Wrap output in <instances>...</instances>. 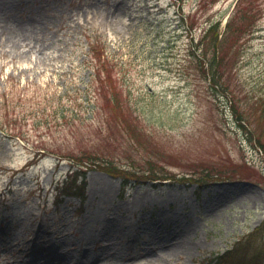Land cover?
<instances>
[{
    "label": "rangeland",
    "instance_id": "374dc122",
    "mask_svg": "<svg viewBox=\"0 0 264 264\" xmlns=\"http://www.w3.org/2000/svg\"><path fill=\"white\" fill-rule=\"evenodd\" d=\"M238 6L224 96L197 49ZM263 99L264 0L0 2V264H211L264 221V153L230 108L263 136ZM96 162L163 180L122 195Z\"/></svg>",
    "mask_w": 264,
    "mask_h": 264
},
{
    "label": "trees",
    "instance_id": "16d2710c",
    "mask_svg": "<svg viewBox=\"0 0 264 264\" xmlns=\"http://www.w3.org/2000/svg\"><path fill=\"white\" fill-rule=\"evenodd\" d=\"M242 17H245L242 9L238 6L237 10L231 15L226 23L224 29V35L220 34L221 20L215 21L210 24L209 29L204 34L203 41L198 45L197 50H201L202 54L197 55L199 58V63L205 73L206 77L209 79L210 86L215 92H224V96L229 93V89L223 87L222 76L220 72V64L223 63V57L219 56L221 54L220 45L224 42L229 43L231 38L236 36L240 31V26L237 21H240ZM212 35L210 39L209 35ZM212 49V55L208 56L207 50ZM226 59V54L224 53V63ZM227 60V59H226ZM222 92V93H223ZM232 113L236 116V120L240 122V127L244 129L247 133V139L254 145L255 149L264 153V135L258 134L255 129H247V122L243 117L238 115L234 111V104L230 106ZM261 117L264 118V99L262 101V109L260 111ZM82 165H86L82 163ZM86 167H91L89 169H99L104 171L110 176L119 178L121 180V192L124 195L133 182L141 183L148 181H159L163 180L159 178L158 175L152 172H145L144 175L133 174L124 170L113 163L102 162L93 163L91 165L87 164ZM83 178L87 176L86 171L81 172ZM137 173V172H134ZM212 178H209V174H204L200 178L195 176L188 177L184 176L178 181L189 182L197 184L199 188H202L205 184L211 182ZM211 264H264V221L260 226L255 228L251 233L247 235V239L244 242H238L233 249L226 251L225 253H220L213 256L210 259Z\"/></svg>",
    "mask_w": 264,
    "mask_h": 264
},
{
    "label": "bare ground",
    "instance_id": "6f19581e",
    "mask_svg": "<svg viewBox=\"0 0 264 264\" xmlns=\"http://www.w3.org/2000/svg\"><path fill=\"white\" fill-rule=\"evenodd\" d=\"M0 2L3 4V5H10V3L12 2V0H0ZM51 256V257H50ZM50 258L51 259H56V260H59L58 257L59 255H55V254H50ZM86 260L88 259V257L86 256L85 257Z\"/></svg>",
    "mask_w": 264,
    "mask_h": 264
}]
</instances>
